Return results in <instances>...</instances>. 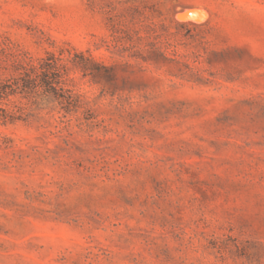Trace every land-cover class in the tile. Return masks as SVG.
Wrapping results in <instances>:
<instances>
[{
  "label": "rangeland",
  "instance_id": "1",
  "mask_svg": "<svg viewBox=\"0 0 264 264\" xmlns=\"http://www.w3.org/2000/svg\"><path fill=\"white\" fill-rule=\"evenodd\" d=\"M0 83V264H264V0H0Z\"/></svg>",
  "mask_w": 264,
  "mask_h": 264
},
{
  "label": "trees",
  "instance_id": "2",
  "mask_svg": "<svg viewBox=\"0 0 264 264\" xmlns=\"http://www.w3.org/2000/svg\"><path fill=\"white\" fill-rule=\"evenodd\" d=\"M55 67H56L55 64L43 61L39 64V66L31 67L29 70L27 69L26 75L30 78L32 76L33 72L36 74L37 73L43 74V77H41V78H43V83H48V78H45L44 75H48L49 71H54ZM20 78H22V77H20ZM18 82H19V80H18ZM29 82H30V79H26L24 82L26 84H23V87H26L25 85H27V83H29ZM2 86H3V88H4V86L13 87L11 84H8V83L7 84L0 83V87H2ZM2 93H4V92L0 88V96H3Z\"/></svg>",
  "mask_w": 264,
  "mask_h": 264
}]
</instances>
